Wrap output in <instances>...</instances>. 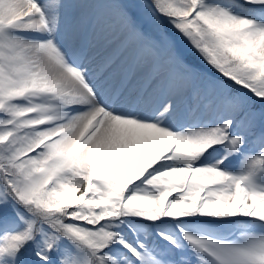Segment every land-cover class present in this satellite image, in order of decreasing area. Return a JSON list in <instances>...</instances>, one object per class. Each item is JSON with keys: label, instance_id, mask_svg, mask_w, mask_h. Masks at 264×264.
<instances>
[{"label": "snow or ice", "instance_id": "6c2138e0", "mask_svg": "<svg viewBox=\"0 0 264 264\" xmlns=\"http://www.w3.org/2000/svg\"><path fill=\"white\" fill-rule=\"evenodd\" d=\"M0 264H264V0H0Z\"/></svg>", "mask_w": 264, "mask_h": 264}]
</instances>
